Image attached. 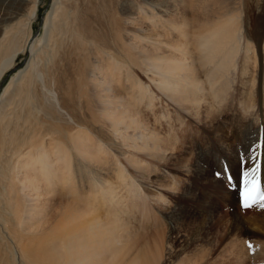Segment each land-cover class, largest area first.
<instances>
[{"label": "bare ground", "instance_id": "1", "mask_svg": "<svg viewBox=\"0 0 264 264\" xmlns=\"http://www.w3.org/2000/svg\"><path fill=\"white\" fill-rule=\"evenodd\" d=\"M39 2L0 1V81L18 55H31L0 94V264H160L162 240L151 252L136 237L166 198L141 184L183 157L192 124L205 130L229 100L244 116L241 93L229 95L233 76L244 89L253 83L262 110L245 167L264 152V69L254 49L248 58L253 40L264 66V18L250 38L234 0H52L34 38ZM84 2L87 19L76 11ZM242 2L264 12V0ZM226 158L231 183L244 161ZM222 200L231 231L264 234V213L240 216L232 188Z\"/></svg>", "mask_w": 264, "mask_h": 264}, {"label": "rangeland", "instance_id": "2", "mask_svg": "<svg viewBox=\"0 0 264 264\" xmlns=\"http://www.w3.org/2000/svg\"><path fill=\"white\" fill-rule=\"evenodd\" d=\"M85 2L93 7L97 0H85ZM85 2L84 4L79 3L76 11L81 10L80 13L83 18L87 19V13H83L85 6H88ZM51 3L52 0H40L36 8L31 30L34 38L42 32V22L51 7ZM234 3L241 18L242 37L249 35L252 38L251 30L255 25V17L259 15L264 18V12L261 9L258 12L253 10L248 12L249 15L244 11L242 0H234ZM245 43L242 40L241 52L237 60L239 66H242L246 59ZM250 43L253 48L249 49L248 58H252L251 50L254 49L253 52L256 56L253 58L258 63L257 71L264 69L263 59L259 58V47L256 46L253 40ZM30 57L31 55L28 52H23L16 57L12 69L0 81V94L9 80L17 72L24 69ZM242 77V74L233 76L229 95L238 96L241 93L240 97H242L246 107L244 116H242V112L233 109L235 102L229 100L233 103V106L228 108L223 106L221 112H225H222L215 121H206L205 130L192 124L189 127L192 130L188 131V138L185 139L187 144L184 147L186 148L180 151L183 157L171 156L170 166L157 164L155 166L157 173L146 178L145 183L141 184L143 188L152 194L161 192L167 200L161 204L152 203L149 214L152 217L155 215L158 221L153 220L150 228L149 222H143L144 234L136 237V242H139L140 245L147 241L149 243L148 249L151 252L154 251V243H160V240H162L160 264H169L170 260L178 261L187 257L192 258L191 264H264V234L248 232L244 229V224L239 225L241 232L231 231L228 223L230 209L225 207L222 202L224 192L232 188L241 203L244 190L243 174L248 172L250 174L248 178L251 180V173L257 168L256 175L259 180V187L264 192V152H261L256 164L245 167L249 160L247 156H250L258 145L257 128H262L259 124L262 110L259 107V92L256 87L253 83L247 82L248 87L246 86L247 88L244 89L245 84L240 83V81L244 82ZM45 82L48 84V78ZM252 102L254 107H251ZM262 121L264 123V114ZM260 141H262V138H260ZM225 142L228 143L227 146ZM177 147L180 149L178 145ZM226 155L230 156L235 162L244 161V169H239V178L238 174L234 176V179L238 178V180L230 181L232 187L231 183L226 180V178H229L225 160L227 159ZM182 158L188 159V167L190 168L188 173H184L188 169L185 167L186 164L183 163ZM211 158L212 166L210 163ZM170 185L173 186L172 190H169ZM157 187H161V189L159 190ZM55 205L57 203L49 211H46L47 220L51 218L52 211L56 210ZM253 208H257L258 214L264 213L262 212L264 207L257 202L248 208L241 206L240 216L244 217V214L253 213Z\"/></svg>", "mask_w": 264, "mask_h": 264}, {"label": "snow or ice", "instance_id": "3", "mask_svg": "<svg viewBox=\"0 0 264 264\" xmlns=\"http://www.w3.org/2000/svg\"><path fill=\"white\" fill-rule=\"evenodd\" d=\"M256 172H258V168L253 170L251 173L252 179L250 180L249 173L245 172L243 174V183H244V191H243V207L248 208L251 206V203H261V206L264 207V192L260 190L259 187V180L256 175ZM231 180V178H229ZM251 185V187H249ZM251 247V245H249Z\"/></svg>", "mask_w": 264, "mask_h": 264}]
</instances>
